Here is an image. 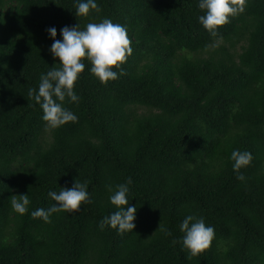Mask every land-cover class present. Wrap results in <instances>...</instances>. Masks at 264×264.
I'll use <instances>...</instances> for the list:
<instances>
[{
	"label": "trees",
	"instance_id": "trees-1",
	"mask_svg": "<svg viewBox=\"0 0 264 264\" xmlns=\"http://www.w3.org/2000/svg\"><path fill=\"white\" fill-rule=\"evenodd\" d=\"M80 2L0 0V264H264V0H248L215 37L200 0H95L102 11L88 17L76 15ZM105 18L126 27L132 55L107 86L85 60L79 101L63 102L78 122L48 127L28 96L60 67L47 29L62 39L65 26ZM234 150L253 156L243 181ZM129 178L135 229L102 230ZM76 180L91 203L51 223L32 217ZM21 194L24 215L11 206ZM188 215L215 230L192 259L180 231Z\"/></svg>",
	"mask_w": 264,
	"mask_h": 264
},
{
	"label": "clouds",
	"instance_id": "clouds-1",
	"mask_svg": "<svg viewBox=\"0 0 264 264\" xmlns=\"http://www.w3.org/2000/svg\"><path fill=\"white\" fill-rule=\"evenodd\" d=\"M248 7V0H200L199 8L206 10L204 15L199 17V22L212 35L217 36L221 27L231 22V18L243 14ZM92 11L100 13L102 9L95 0L80 2L76 8V15L88 17ZM53 43L50 48L54 58H59L60 67H53L46 74L40 77L38 92L29 89L28 96L40 105L43 111L42 119L50 128H58L66 123L78 122V117L63 107L66 98L69 102H78L79 97L75 87L85 70L84 61L91 63V73L98 80L107 86L110 81L119 78L117 71L127 62L132 55L131 40L125 26L113 23L110 19H103L99 23H88L84 30L79 25L74 27L65 26L60 30L62 39H55L57 30L55 27L47 29ZM121 74L123 72L121 71ZM59 101V102H57ZM234 161L233 170L238 173L237 178L245 179L240 169L251 164L253 156L248 151L234 150L231 154ZM132 180L127 183L116 185V189L109 197L112 205L115 206L110 216L105 217L99 227L103 230L105 225L117 229L120 234L131 232L135 229L136 207L129 205V187ZM88 183L75 181L70 188H61L59 193L50 191L48 196L55 203L48 209L38 208L31 213L33 218H41L51 223V215L56 212H79L85 203H91L87 191ZM112 191V186H108ZM30 199L28 194H21L19 198L12 196V209L24 215L28 212ZM127 206V207H126ZM159 230L166 235L170 231L159 224ZM180 231L184 233L183 247L188 251L187 259H192L210 250L212 241L215 238L214 227L205 224L202 217L188 215L180 225ZM175 243V241H173Z\"/></svg>",
	"mask_w": 264,
	"mask_h": 264
}]
</instances>
